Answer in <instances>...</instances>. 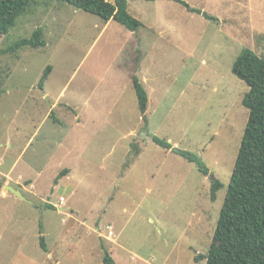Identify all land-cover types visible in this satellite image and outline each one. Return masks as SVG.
<instances>
[{"label": "rangeland", "instance_id": "374dc122", "mask_svg": "<svg viewBox=\"0 0 264 264\" xmlns=\"http://www.w3.org/2000/svg\"><path fill=\"white\" fill-rule=\"evenodd\" d=\"M183 1L218 21L178 0H128L142 22L131 32L31 0L0 35V264H104L106 251L118 264L207 263L196 258L209 254L250 113L232 69L244 49L264 57V0ZM37 30L45 47L4 52Z\"/></svg>", "mask_w": 264, "mask_h": 264}, {"label": "trees", "instance_id": "16d2710c", "mask_svg": "<svg viewBox=\"0 0 264 264\" xmlns=\"http://www.w3.org/2000/svg\"><path fill=\"white\" fill-rule=\"evenodd\" d=\"M30 1L0 0V35L10 33ZM58 1L99 16L106 22L114 20L131 32H137L142 27V22L130 13L128 0ZM178 1L190 12L203 15L208 20L218 21L201 10L191 8L185 1ZM45 46L42 31L37 30L31 38L17 41L4 52L16 53L24 47L35 49ZM232 70L250 87L243 98V105L250 112L249 120L209 254L198 256L196 260L205 259L206 264H264V57L253 50L244 49L237 57ZM51 72L52 67L48 66L39 84L41 89H44L45 80ZM133 84L140 111L143 118H146L148 92L137 75L133 76ZM152 139L162 148L172 150L194 163L204 176L210 174V169L199 155L174 148L170 142L158 136H153ZM66 173L67 171L63 175ZM222 187L220 180L213 182L211 190L213 201H216ZM49 208L54 209L51 205ZM41 246L47 251L43 239ZM103 262L118 264L109 251L105 252Z\"/></svg>", "mask_w": 264, "mask_h": 264}, {"label": "water", "instance_id": "95a60500", "mask_svg": "<svg viewBox=\"0 0 264 264\" xmlns=\"http://www.w3.org/2000/svg\"><path fill=\"white\" fill-rule=\"evenodd\" d=\"M6 189L9 190L10 192L16 194L17 196H19V198L26 200V198L23 196V194L20 191L16 190L15 188H13L11 186H6Z\"/></svg>", "mask_w": 264, "mask_h": 264}, {"label": "built area", "instance_id": "2783aa9c", "mask_svg": "<svg viewBox=\"0 0 264 264\" xmlns=\"http://www.w3.org/2000/svg\"><path fill=\"white\" fill-rule=\"evenodd\" d=\"M61 201H62V203H65L66 202L64 198H62Z\"/></svg>", "mask_w": 264, "mask_h": 264}]
</instances>
